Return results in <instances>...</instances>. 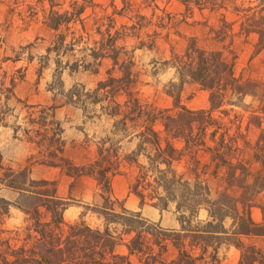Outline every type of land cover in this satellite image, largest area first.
I'll return each mask as SVG.
<instances>
[{"label": "trees", "instance_id": "obj_1", "mask_svg": "<svg viewBox=\"0 0 264 264\" xmlns=\"http://www.w3.org/2000/svg\"><path fill=\"white\" fill-rule=\"evenodd\" d=\"M7 1L40 18L53 33L48 52L57 57L68 54L73 62L65 67L71 73L97 75L103 62H110L105 78L92 91L78 85L80 92L65 98L88 120L109 119L111 129L95 143L93 157L77 165L62 156V130L50 120L51 109L27 107L26 119L38 127L40 140L35 144L43 149L38 163L58 168L72 179L94 180L103 203L93 212L103 227L88 226L84 215L66 224L64 213L71 203L59 196L57 182L33 180L28 168H4L0 156V190L17 195L15 202L0 198V264H133L132 257L138 264H219L223 247L238 251L236 264H264V85L236 75V55L231 50L235 35H254L256 52H264V0H175L188 16L197 11L207 19L201 24L203 38H188L180 53L171 48L163 63L174 71L176 80L166 92L172 109H159L141 99L134 72V53L156 50L163 31H167L165 39L169 36L172 18L159 10L162 0H139L137 8L131 0H120V10L111 0L112 13L103 16L95 13L92 0H69L66 5L65 0ZM147 9L152 12L149 17L142 14ZM119 18L126 23L117 27ZM210 18L217 24L208 26ZM75 53L81 58L75 59ZM5 62L0 58V74L6 78ZM187 85L208 95L207 109L193 111L181 105ZM14 88V78L8 84L0 82V127L10 112L6 103ZM247 97L253 101L244 106ZM251 128L259 132L257 151L246 162L241 145H248L246 134ZM198 153L209 155L212 177L222 172L224 189L215 197L197 174ZM185 157L193 161V181L173 169ZM126 172L133 175L129 193L139 199L140 207L149 205L160 212L172 207L178 230L162 229L140 213L125 211L112 198L113 178ZM254 208L261 211L260 223L251 218ZM11 209L21 213L22 221L6 229ZM201 210L206 212L205 220L198 219ZM120 247L125 254L118 253ZM169 250L174 256L165 263Z\"/></svg>", "mask_w": 264, "mask_h": 264}, {"label": "rangeland", "instance_id": "obj_2", "mask_svg": "<svg viewBox=\"0 0 264 264\" xmlns=\"http://www.w3.org/2000/svg\"><path fill=\"white\" fill-rule=\"evenodd\" d=\"M254 1L245 0V2L251 3ZM68 2L69 0H65V5ZM92 2L96 6L95 13L99 16L110 15L112 13L111 0H92ZM131 2L135 5V8L140 4L139 0H131ZM256 4L254 3L251 6H255ZM112 5L117 10H120L122 7L120 0H116ZM158 8L165 14H169L172 18V24L168 32L169 36L165 39L167 31H163L156 50L136 51L134 53V72L138 76L136 90L139 92L141 99L146 100L155 107L159 109H172V99L167 96L166 92L169 84L176 83V80L174 79V71L167 68L163 63L168 60L171 48L176 53H180L185 48L188 38H203L205 30L201 27V24L207 17L200 16L197 11L192 16H188L185 13L184 7L175 0L159 1ZM151 13L150 9L142 11V14L147 17ZM156 13L159 14V12ZM88 14H90V11L87 12ZM124 23H126L125 18L117 19V27ZM216 24L217 20L214 18L208 20V26ZM237 32V28H234V34ZM256 40L257 38L254 35L248 37L235 35L231 50L236 55V75H241L245 80L264 85V52H256ZM53 41V33L41 23L39 17H30L25 6L16 7L7 0H0V58L7 59V62L2 64V70L5 72L6 78L3 76L4 73H1L0 77H4L5 79L1 78L0 82L8 84L11 78L15 80L13 97L6 103L10 112L6 117L5 124L13 126L15 118H19L17 120V128L20 129L17 132V137H26L32 139L35 143L40 140L36 136L38 127L30 126L29 120L26 119L28 113L26 110L27 106L42 104L57 107L58 104L64 101L62 97L65 98L66 95L71 92L73 93V91L80 92V89L77 87L78 85L83 87L86 92L92 91L96 84L105 78V73L110 68L109 62L102 66L98 75L82 71L71 73L65 67L66 63L72 64L73 62L68 54L57 57L54 52H48V49H52ZM132 45L133 42L128 44V50H130ZM75 55V59L81 58L80 54L75 53ZM57 62H59L58 67ZM207 99L208 95L205 92L198 90L196 86L187 85L183 88L181 94V105L193 111L205 110L208 108ZM252 101L251 97H247L243 105L248 106ZM235 111L239 112V110ZM56 118L62 125L64 140L67 145H70L71 141L79 143L82 140L83 137L79 133L80 130H84L82 134L85 133L89 137L95 135L98 138L103 137L104 131L109 127V124L105 123L104 125L97 122H88L82 126L81 111L72 107L68 111L57 113ZM244 126L245 122L243 123ZM26 132L27 135L25 134ZM258 134V130L251 128L246 134L245 141L248 145H241V156L246 162H251L256 154L255 145L258 140ZM1 142L3 141L0 140V144ZM67 155H73V151L68 149ZM16 156L15 149H11L6 155V159L4 158L3 160L1 156V166L5 168V166L10 165L9 163H12L11 160L17 159ZM196 161L198 162L197 174L206 181L211 196L215 197L217 193L224 189L220 178L222 172L217 177H212L214 165L210 163V157L207 154H196ZM193 167V161L190 157H185L181 162L173 164V169L176 173L184 174L190 181L194 180L195 173ZM253 167L256 169V166ZM1 174L2 172H0ZM33 177H45L56 181L59 196L70 200L71 205L64 213L66 224H71L80 215H84L83 219L88 226L100 229L103 227L102 219L93 212L95 207L100 208L103 203L100 197L101 192L96 182L89 179L71 181L66 178L67 176L64 173L60 174L59 172L38 171ZM118 188H123V185L118 184ZM0 198L14 200L13 195L5 192L0 194ZM118 203L122 208L124 207L123 201H119ZM123 209L130 213H138L128 211L125 207ZM119 211L120 209L117 206L116 212ZM167 213L162 226H169L170 223L167 222L171 220L177 221L172 207ZM140 215L147 221L151 218L141 213ZM205 218L206 213L202 210L198 219L205 220ZM251 218L255 223H260L262 219L261 211L258 208H254L251 211ZM21 221V213L15 209H11L5 227L6 229H13L18 227ZM154 224L158 223L155 222ZM127 240L128 238H124V243ZM118 253L125 254V248L120 247ZM173 256L174 252L169 250L168 254L163 257V261L167 263ZM218 257L219 264H236L239 253L233 247H223L220 249ZM131 262L138 264L137 259L134 257L131 258Z\"/></svg>", "mask_w": 264, "mask_h": 264}, {"label": "crops", "instance_id": "obj_3", "mask_svg": "<svg viewBox=\"0 0 264 264\" xmlns=\"http://www.w3.org/2000/svg\"><path fill=\"white\" fill-rule=\"evenodd\" d=\"M106 63H109V61H104L103 65ZM100 71H101V69L99 70V73H100ZM82 72H84V71H82ZM62 98L64 99V101L61 102L60 104H58L57 107H52L49 105L47 106V105H42V104L31 105V106H27V107H32L33 111H40L41 109H51L50 110V115H51L50 120L52 122L57 123L62 130L61 140H62L63 145H64L62 156H63V158H66L67 160L72 161L73 163L78 165V164L86 162V160L91 159L93 157L94 152H95V143L97 142V140H100L101 138L105 137L109 133V131L111 129V121L109 119H106V118H101V119L93 118V119L88 120L83 116V112L79 107H77L73 104L67 103L66 99L64 97H62ZM70 107L77 108L81 111V118L83 120L82 126L88 122H97L99 124H104V125H105V123L109 124L108 129L106 131H104V133H103L104 136L97 138L95 135H93V136L89 137L85 133L82 134V132H84V130H80L79 133L83 137L82 140L79 143L71 141L70 145H67L66 141L64 140V131L62 129V125L59 122V120L56 118V116H57V113H63L65 111H68V109H70ZM26 110H27V108H26ZM6 117H5V120L3 122L2 128L0 127L1 128L0 129V140L3 141L0 144V153H1L0 155L3 157V160H4V158L6 159V155L8 154V152L11 149H15V152L17 153V156H16L17 159L11 160L12 163H9L10 165L5 166V168L9 167L14 171H20V170H23L25 168H28L29 173H30V178L33 180L53 181V180H50V179L45 178V177H41V178L33 177L35 175V173H37L38 171H44V172H50V173L59 172L60 174L63 173L58 168L40 165L38 163V161L42 159V157H41V155H43L42 148L37 147V145L35 144V142L33 140H32L33 143H31V142H29L28 138H26V137H24V138L23 137H17L18 136L17 132L20 129V128H17V120L19 118H15V124L13 126L12 125L7 126L5 124L6 120H7ZM15 129H17V132H16V135L14 136V130ZM72 130H73V128H72ZM68 149L73 151V155H71V156L67 155ZM66 178L70 179L71 181L81 180V179L92 180L91 178H87V177H81L78 179H72L69 177H66ZM132 178H133V175L131 173H127V172H126V174H121V175L114 177L112 180V183H111V188H112L111 190H113L112 195H111L112 198L114 200H116L117 202L123 201V206L128 211L138 212V213H141L143 215L150 216L151 218H149V221L152 223L153 222L158 223L159 226L162 227L163 229L178 230L179 225H178L177 221H174V220H171V221L167 220V221H169L167 223H170V225L169 226H162V224H164L163 223L164 220L166 219V215L168 214L167 211L160 212L159 210H157V209H155L149 205H144V206L140 207L139 199L136 196H134L133 194L129 193V185L132 181ZM118 184H122L123 188L119 189ZM4 192L14 196V200H12V201L8 200V199H6V200H8L10 202H15V200L17 198V195L15 193H13L10 190H5V189L0 190V194H2ZM200 212H199V214H200Z\"/></svg>", "mask_w": 264, "mask_h": 264}]
</instances>
